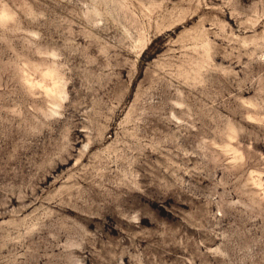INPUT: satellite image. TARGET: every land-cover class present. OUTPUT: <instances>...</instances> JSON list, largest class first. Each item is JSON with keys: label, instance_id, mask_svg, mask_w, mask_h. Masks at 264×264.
I'll list each match as a JSON object with an SVG mask.
<instances>
[{"label": "rangeland", "instance_id": "obj_1", "mask_svg": "<svg viewBox=\"0 0 264 264\" xmlns=\"http://www.w3.org/2000/svg\"><path fill=\"white\" fill-rule=\"evenodd\" d=\"M0 264H264V0H0Z\"/></svg>", "mask_w": 264, "mask_h": 264}]
</instances>
